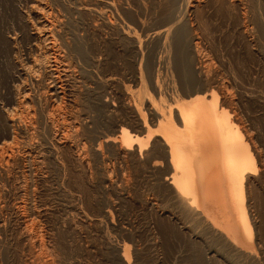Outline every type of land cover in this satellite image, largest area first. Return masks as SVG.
<instances>
[{
  "label": "bare ground",
  "instance_id": "bare-ground-1",
  "mask_svg": "<svg viewBox=\"0 0 264 264\" xmlns=\"http://www.w3.org/2000/svg\"><path fill=\"white\" fill-rule=\"evenodd\" d=\"M5 1L2 0V3L5 4ZM30 1L31 3H26L14 0V9L13 12L10 11V16L12 13L16 16L17 19L13 18L16 23L6 24L4 20H0V203L6 193V182L12 179V162L19 158L25 160L27 165L24 167L23 163L21 166L24 169L21 170L17 167L20 171L16 172L13 178L18 179L17 193L28 194L33 166L35 162H42L45 158L44 153H40V145L33 141L41 128L46 130L47 146L52 149V153L71 148L75 152L76 162L81 164L87 162L89 152L84 146L86 137L90 136V141H94L90 149L97 159H102L100 161L103 165L106 162L102 152L103 146L108 147L119 158L132 155L142 161L145 157L154 169L165 165L159 175L165 174L166 185L172 189L171 198L183 212L180 217L185 216L186 220L197 225L202 240L207 242L206 246L213 251L210 255L205 254L207 250H203L204 254L201 250L195 251L194 248L201 243L198 239L200 243H197V246L195 243V247L192 245V249L197 252V256L191 252L194 254L192 264H263L257 252L258 242L255 243L258 234L255 235L257 226L254 223L257 221L254 222L250 214L253 207L251 202L254 200H248V197L253 196L249 181L257 180L256 174H259L258 162L255 152L235 119L236 116L234 117L231 104L228 103L232 98L230 90L228 92L224 88L226 86L222 85L219 90L221 78L218 79L217 73L213 72L211 56L202 49L200 43L204 35L197 30L195 14L206 1L212 2L216 11L218 8L226 11L233 9L234 12V9L238 11L239 7V15L244 20H241V29L249 35L250 24L248 25L245 19L248 14L247 7L252 3L251 7L257 8L262 18L249 15L252 17L250 21L252 24L255 22L258 31L264 35V0H157L164 4L161 17L158 23L144 34L145 45L141 39L139 45L137 44L140 62L133 71V77L137 84L139 101H130L133 98L132 92L136 91L129 86H124L120 92L124 96L122 106L113 102L108 97L110 94L105 91V95L97 101L107 106V111H104L106 114L102 111L106 118H102L107 122L111 121V130L106 129L108 132L99 129V124H90L92 119L89 116L85 119L89 122L87 127L80 121L84 117L81 119L76 110L70 114L66 111L69 106L68 93L72 92L74 96L78 93H87L89 96L96 93L94 86L86 83L87 79H83V76L90 78L95 73V68L101 64L100 58L98 59L88 46L89 31L94 29V25L86 23L83 17L99 7H93L94 0ZM104 1L106 8L101 7L99 11L103 17H111L110 13L117 12L121 7L117 5L116 0ZM2 3L0 7H4V10L10 6L7 3L4 6ZM202 9L204 10L203 6ZM247 19L249 21V18ZM112 21L110 20L111 23ZM80 72L83 74V80L79 79ZM163 72L170 76L164 94L161 93L164 96L158 100L154 99L155 97L152 99L148 95L146 83L158 90L162 85L160 76ZM105 81H109V77ZM120 108L130 111L127 113L129 117L126 114L129 121L119 116ZM60 109L62 111L59 113ZM147 110L151 112L150 117ZM109 122L102 125H109ZM20 132L22 136L23 132L26 136L20 138ZM88 160L90 162V158ZM105 167L106 165L105 171L103 170L105 179L111 182L108 168ZM113 181L111 183H114ZM20 201L13 207L16 214H23L20 213ZM21 216L23 218V215ZM123 241L117 242L115 254L122 264H132V245ZM191 242L193 243V240ZM184 243L186 242L183 240ZM189 243L187 241L184 245L188 246ZM192 249L190 250L193 251ZM138 255L140 257V254ZM193 256L188 260L192 261Z\"/></svg>",
  "mask_w": 264,
  "mask_h": 264
},
{
  "label": "rangeland",
  "instance_id": "rangeland-1",
  "mask_svg": "<svg viewBox=\"0 0 264 264\" xmlns=\"http://www.w3.org/2000/svg\"><path fill=\"white\" fill-rule=\"evenodd\" d=\"M10 1H5L7 5H10V8L7 6V9L4 10V7H0L2 9L0 15L3 16H0V20H4V23L9 24L10 22V24H13L16 23L17 18L12 15L13 13L10 16V11L13 12L14 9V0H12L13 4ZM22 1L31 3L30 0ZM119 1L116 0L115 2H118L117 5H121V7L118 6L117 12L112 11L109 18L103 17L99 12L103 7V9L106 8V1L104 0H94L93 7L99 8L97 10L93 9L92 12L90 11L83 17L86 23L94 25V29L89 31L88 46L90 49L92 48L93 54L95 53L94 55H97L96 57L100 58L101 61L100 66L95 68L94 72L96 74L93 73L90 77L96 76L94 77L96 80L94 78L91 80L87 76H83V79H87L88 81L85 82L94 86L96 93L90 96L87 93H78L76 98L70 92L67 96L69 101H67V105H69L66 110L67 114L76 110L81 119L84 117L82 120L79 118V120L83 121L82 123L87 127L89 122L86 120L89 116L92 119L90 124H96V126L99 124V126L101 125L99 129L107 132L111 130V121L109 120V125H107L108 122L104 120L106 118V112L104 111H107L105 108L107 106L97 101L107 93L110 94L108 97L113 102L122 106L124 96L120 92L123 91L124 86H129L131 89L133 88V91H136L134 92L136 94L132 92L131 96L133 98L130 101L133 99L136 102L139 101L140 96L137 93V84L133 77V71L137 69L140 62L137 56L140 52L138 43L143 40L142 44L145 45L146 37L144 34L158 23L157 21H159L163 10L162 7H164V4L157 0L155 2L153 0ZM1 3L2 0H0ZM211 3L210 1L202 3L204 10L202 6L197 10L198 13L195 14L197 17H195L198 21L196 20L195 23L196 25L197 22L198 25L200 24L197 25V30L202 36L204 35L200 43L202 49L204 48L206 54L208 52L209 57L211 56L213 72L217 73L218 79L221 78L219 79L220 84L217 86L219 90L222 86H226L224 88L228 92L230 90L229 93L232 94V98L228 103L231 104L234 117L236 116L235 119L240 124L256 155L257 173H259L256 176L259 177L256 178L255 176L257 180L249 181L253 196L248 197V200H254V203L250 201L253 206L250 205V214L254 218V222L257 221L256 224L254 223L257 226H254L256 229L255 235L258 234L255 237V243L258 242L256 244L257 252L264 264V35L258 31L256 23L253 22L254 24H252L250 21L251 16L261 17L262 14L254 6L251 7L252 3L249 4L246 19L249 18L251 23L248 19L247 21L245 19V22H248V25L250 24V27H248L249 35H246L241 29V20L242 22L244 20L239 15V7L238 11L234 9V12L233 9L231 11L227 8L225 9L228 11L218 8L216 11V7H213ZM5 4L3 5L5 6ZM159 7L162 9L160 10ZM221 10L223 11L221 12ZM5 11L8 14L7 12L4 14ZM201 13L203 14L201 15ZM197 14L201 15L202 18ZM110 20H113L112 23ZM144 45H142V50L146 54ZM135 46L137 47L135 48ZM82 75L80 72L79 79L81 80H83ZM105 75L106 77H104ZM108 77L109 81H105ZM160 78L163 82H161V86L164 89L160 86L161 88L159 87L160 89L157 90L150 83H146V89L149 91H147L148 95L152 99L155 97L154 99L158 100L164 96L162 94L165 92V85L170 76L168 77L163 72ZM71 100H74L72 101L74 103ZM120 109L122 112L120 110L119 116L129 121V114L127 113H130V111L124 108ZM61 111L62 109L59 110V113ZM149 111L150 117L151 112L149 113ZM100 122L102 124L106 122L107 126L100 124ZM41 129L38 133L39 136L34 137L33 141L40 145L42 149L40 153H44L45 158L42 162H35L36 164L33 166L34 175L32 174L33 177L29 178L28 194L17 193L18 179L13 178L16 172L26 167V161L19 158L21 161L17 159L14 162L15 164L12 162V165H14H11L13 168H11L12 179L6 182V193L4 192L5 194H3L0 203V264H119L121 262L119 258L117 259L115 248L117 242L122 243L123 240L132 245V264H192L193 255L197 254L195 251L200 252L201 250V253L204 254L203 250H207L205 253L207 255L213 253L206 246L207 242L202 240L197 225L190 223L185 216L180 217L183 212L177 207V203H174V199L171 198L172 192L170 193V191L172 189L169 185H166L165 174L163 176L159 175L160 170H163L165 165H162L160 169H154L145 157L142 161L132 155L119 158L108 147L103 146L102 152L106 161L104 165H106L105 168H108L111 182L114 179V183H111L108 179H105L104 165L100 161L102 159H97V156L90 149L94 142L90 141L92 140L90 136L86 137V147L84 146V148H87L89 156L87 155L86 164H81L76 162L75 152L71 148H63L52 153V149L47 146L46 130ZM19 134L20 138L26 136L24 132L23 136L21 132ZM91 157L93 158L91 159ZM97 163H99V166ZM13 170L15 171L13 172ZM19 201L22 205L20 206L22 209H20V213L23 212V214H16L13 210V207ZM21 215H23V218ZM26 219L28 221H25ZM25 222L27 223L25 224ZM164 225L166 229H164ZM194 226L196 232H194ZM169 237L173 238L170 239ZM175 237L177 238L175 239ZM186 237L190 240H187ZM198 239L203 243L201 244ZM183 240L186 242L184 244H187V241L188 243L191 242V240H193V243L191 242L189 243L191 246H187L183 244ZM194 240L198 242H194ZM197 243H200L201 249L197 246ZM194 244L197 246L194 248L195 251L192 249ZM138 254H140V257H138ZM190 254L193 256L192 261L188 260L191 257H189ZM115 258L116 260H114Z\"/></svg>",
  "mask_w": 264,
  "mask_h": 264
}]
</instances>
